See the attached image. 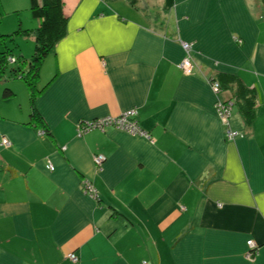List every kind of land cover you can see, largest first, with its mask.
<instances>
[{
	"label": "crops",
	"instance_id": "1",
	"mask_svg": "<svg viewBox=\"0 0 264 264\" xmlns=\"http://www.w3.org/2000/svg\"><path fill=\"white\" fill-rule=\"evenodd\" d=\"M62 10L65 33L38 71L40 121L24 80L0 78V264H264V0H63ZM31 17L14 37L35 44ZM217 72L255 89L250 125L234 100L221 121L215 103L230 92L213 87ZM131 108L149 138L77 135V122Z\"/></svg>",
	"mask_w": 264,
	"mask_h": 264
},
{
	"label": "trees",
	"instance_id": "2",
	"mask_svg": "<svg viewBox=\"0 0 264 264\" xmlns=\"http://www.w3.org/2000/svg\"><path fill=\"white\" fill-rule=\"evenodd\" d=\"M131 5L137 7L139 0H127ZM63 0H28V8L34 19L39 21L35 27L34 50L28 61L19 60L20 65L10 67L8 69L10 75L20 77L24 80L29 95V106L31 108L30 118L36 123L40 121V117L34 110V98L42 89L37 87V78L39 66L42 59L52 50L55 43L64 35L66 28L67 15L62 10ZM29 29L16 28L8 35H17L19 32H27ZM4 35H0L3 38ZM13 59L10 61V59ZM8 62H16V58L9 54V49L0 52V78L2 77L5 64ZM26 62V64H22ZM23 65V66H22ZM212 82L218 83V90L227 89L230 97L227 101L238 105L239 114L245 125H250L255 108V89L244 84L240 78L231 73L217 72L210 77ZM12 91L8 87H4L3 95L9 96Z\"/></svg>",
	"mask_w": 264,
	"mask_h": 264
},
{
	"label": "built area",
	"instance_id": "3",
	"mask_svg": "<svg viewBox=\"0 0 264 264\" xmlns=\"http://www.w3.org/2000/svg\"><path fill=\"white\" fill-rule=\"evenodd\" d=\"M181 46L186 52V54L180 61L179 65L183 70H188L191 68V60L188 54L191 43L181 41ZM12 60L13 59L11 58L10 61ZM212 85L213 87L218 89L217 82H213ZM230 106H231V101H227V100H217V102L215 103V108H216L217 114L220 117L221 121L223 122L226 121V117L228 115ZM105 127H114V128L122 129L131 134L143 135L147 138L150 137L149 134L145 132L138 125V122L136 119V110L133 108L122 111L121 113L117 115H105V116L96 117L90 120L77 122L76 131H77V135H80L83 132L91 130V129L103 130ZM235 136H236L235 132L230 131V130L226 131L227 139H234ZM1 144L9 145V141L3 138L1 140ZM93 160L97 166H100L104 160V156L99 153L95 154L93 157ZM83 189L85 190V192H88L90 195H92V188L89 183H85ZM247 245L249 247H254V243L251 239L247 240ZM248 255H250V252H248ZM67 256L71 261L75 262L78 260V257L74 252H69Z\"/></svg>",
	"mask_w": 264,
	"mask_h": 264
},
{
	"label": "rangeland",
	"instance_id": "4",
	"mask_svg": "<svg viewBox=\"0 0 264 264\" xmlns=\"http://www.w3.org/2000/svg\"><path fill=\"white\" fill-rule=\"evenodd\" d=\"M17 1L21 8L18 11H14L13 7L11 6V3ZM142 2V1H141ZM0 35H4L3 38H0V52H3L6 49H9V54L16 58V62H8L5 64V68L3 73L1 75L10 76V73L8 69L10 67L18 66L20 65L19 60H22V58L25 61H28L30 56L33 53L34 44L32 41L31 36H11V38L8 37L10 33L13 32L17 27H20L19 20L20 18L31 17L30 10L28 8V0H0ZM140 3V0H139ZM4 6V7H3ZM31 19L34 21V19L31 17ZM36 21V20H35ZM24 42L26 45L30 46L31 48L26 52V55L20 53V48L18 47V43ZM21 55V56H20ZM25 55L26 57H24ZM9 77V78H10ZM14 81H18V83H21L24 85L23 80L20 79H14Z\"/></svg>",
	"mask_w": 264,
	"mask_h": 264
}]
</instances>
